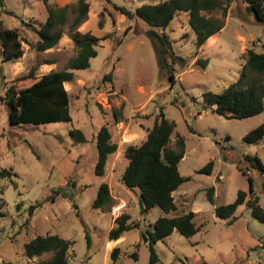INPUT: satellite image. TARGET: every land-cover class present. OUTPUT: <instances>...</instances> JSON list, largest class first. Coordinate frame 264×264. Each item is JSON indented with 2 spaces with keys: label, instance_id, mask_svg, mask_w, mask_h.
I'll return each instance as SVG.
<instances>
[{
  "label": "rangeland",
  "instance_id": "rangeland-1",
  "mask_svg": "<svg viewBox=\"0 0 264 264\" xmlns=\"http://www.w3.org/2000/svg\"><path fill=\"white\" fill-rule=\"evenodd\" d=\"M77 1L48 3L76 7ZM85 1L89 4L87 18L78 29L105 38L95 47L97 54L89 59V66L74 70L72 80L63 84L70 101V121L11 124L0 100V170H12L10 176L0 178V264H31L47 258L42 254L28 259L23 254L25 242L46 233L70 241L68 264H148L149 251L141 231L158 216L188 211L194 212L199 231L185 237L174 230L156 242L154 264H264V224L251 216L244 203L236 207L232 221L217 218L205 197V188L213 185L215 205L231 203L239 189L248 192L250 177L264 207V173L243 158L255 155L264 165V136L255 144L242 140L249 130L264 123V110L251 117L228 119L213 112L215 106L201 96L236 80L247 49L264 52V25L246 10L243 0H231L222 29L195 53V35L187 15L177 12L165 29L173 50L183 58L175 63L171 80L157 64L154 46L145 33L148 26L113 8L122 5L133 11L144 2L161 0ZM212 14L220 16L219 11ZM73 16L68 9L57 43L37 51L33 46L37 35L29 25L38 27L46 18L41 0H0V20L4 27L17 29L23 51L10 61H2L0 55V96L10 84L27 85L30 79L21 77L31 68L39 76L66 67L78 49L68 37ZM197 58L208 59L205 69L198 67ZM107 72L112 74L111 82L102 80ZM160 109L184 139V155L177 166L186 180L173 192L175 210L165 213L154 206L141 214L139 191L121 182L127 163L123 152L127 144L144 140ZM101 125L108 127L116 149L107 157L104 174L96 176L95 134ZM70 128L81 130L85 141L74 142ZM175 139L172 135L170 145ZM210 160L211 172H198ZM101 182L108 185L113 204L92 208ZM58 187L67 197L47 200ZM35 203L40 205L28 217V206ZM121 213L129 215V222L138 221L139 227L108 240L107 231ZM115 246L119 252L112 260L110 252Z\"/></svg>",
  "mask_w": 264,
  "mask_h": 264
},
{
  "label": "trees",
  "instance_id": "trees-1",
  "mask_svg": "<svg viewBox=\"0 0 264 264\" xmlns=\"http://www.w3.org/2000/svg\"><path fill=\"white\" fill-rule=\"evenodd\" d=\"M245 8L253 18L264 25V0H243ZM46 10V18L38 27L29 25L37 35L34 48L44 51L52 48L60 38L59 26L67 20V10L74 13L68 27V37L77 46V53L68 62L65 68L50 70L45 74L34 76V68L21 78L30 79L27 85L17 86L10 84L0 96L5 104L7 120L11 124L44 123L70 121L69 97L64 83L72 80L74 70L85 69L89 66V59L97 54L96 46L105 37H97L89 32H82L78 26L87 18L88 2L78 0L76 7L64 5L51 6L48 0H41ZM231 0H161L157 3L144 2L133 11L122 5H113L126 18L137 17L148 28L145 33L154 46L158 66L165 70L173 80L175 63L182 61L172 47V42L165 29L173 20L177 12L187 15V23L195 35V53L206 42L208 37L219 32L224 26L223 17ZM220 12V16L212 13ZM21 39L16 28H6L0 20V55L2 61H10L22 55ZM243 62L239 68L238 77L229 82L221 90L205 91L202 99L206 104L214 105L212 109L225 118H247L261 113L264 110V52H257L249 48L242 56ZM200 69H205L207 58H197ZM111 72L102 76V80L111 82ZM175 122L164 116L162 109L155 115L152 125L147 129L144 140L138 144L129 143L124 149L127 161L121 174V182L128 189L139 191L140 213H146L154 206H158L167 213L176 209L173 192L186 180L178 171V162L184 155L185 142L181 135L175 132ZM69 134L76 143L84 142L85 136L81 130L70 128ZM175 136L173 145H170L171 136ZM264 136V123L249 130L242 140L246 144L259 143ZM96 161L93 172L102 176L109 154L116 149L112 142L109 129L101 125L95 134ZM244 161L264 173V165L257 156L244 155ZM212 160L208 161L198 172L209 174L212 170ZM239 169L245 174L242 168ZM11 169H1L0 178L10 176ZM67 197L62 187L54 189L47 200L54 201L56 196ZM206 200L213 205V213L217 218L233 220V213L240 204H246L251 216L264 224V207L259 204V198L252 189V179L248 177V192L239 189L233 202L215 205L214 186L205 188ZM71 199V197H68ZM113 204L109 187L101 182L96 195L91 202L92 208H109ZM40 205L30 204L27 209L28 217ZM74 206V204H73ZM194 212L188 211L172 217L158 216L150 227L141 231L142 241L149 251V263L157 261L155 253L156 242L163 240L172 231L190 237L199 231L194 222ZM129 215L121 213L114 218V225L107 231L108 240H116L123 233L132 228H138L139 222H129ZM90 238L86 235V245L89 247ZM70 241L58 234L46 233L36 235L23 244V254L26 258L47 254V258L39 259L31 264H68V248ZM119 248L113 247L110 257L115 260ZM134 255V254H133ZM4 264H14L10 261Z\"/></svg>",
  "mask_w": 264,
  "mask_h": 264
},
{
  "label": "crops",
  "instance_id": "crops-1",
  "mask_svg": "<svg viewBox=\"0 0 264 264\" xmlns=\"http://www.w3.org/2000/svg\"><path fill=\"white\" fill-rule=\"evenodd\" d=\"M213 37H214V35H212V36L208 37V39H210V40H211V39H213Z\"/></svg>",
  "mask_w": 264,
  "mask_h": 264
},
{
  "label": "bare ground",
  "instance_id": "bare-ground-1",
  "mask_svg": "<svg viewBox=\"0 0 264 264\" xmlns=\"http://www.w3.org/2000/svg\"><path fill=\"white\" fill-rule=\"evenodd\" d=\"M117 209V208H116Z\"/></svg>",
  "mask_w": 264,
  "mask_h": 264
}]
</instances>
